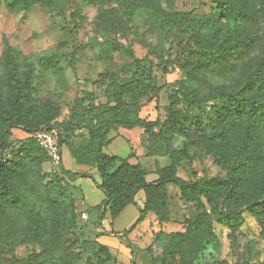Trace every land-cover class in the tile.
I'll use <instances>...</instances> for the list:
<instances>
[{
  "label": "trees",
  "instance_id": "16d2710c",
  "mask_svg": "<svg viewBox=\"0 0 264 264\" xmlns=\"http://www.w3.org/2000/svg\"><path fill=\"white\" fill-rule=\"evenodd\" d=\"M3 1L15 13L27 12L34 5L61 12L60 0ZM84 1L100 8L96 22L105 37L99 50L101 60L109 61L112 53L121 51L122 46L112 42L109 33L124 31L126 22L143 9L150 11L149 21L165 42L176 32L191 28L188 40L199 57L180 64L184 76L168 86L163 117L147 121L140 116L152 79L135 62L128 77L112 71L100 73L98 81L106 83L105 101L97 102L95 94L85 90L75 101L69 119L59 122L62 104L53 96L42 97L50 77L56 79L59 89L69 87L58 58L53 54L19 58L4 40L0 73V240H22L42 248L35 256L12 264H67L71 256L62 246L69 230L77 226L78 215L82 217L70 181L87 174L63 166L60 174L46 172L49 156L33 137L41 129L56 128L61 147L66 145L77 162L97 169L100 181L96 186L105 195L94 207L100 219L107 213L115 219L143 190L145 205L130 229L148 212H154L160 223L170 222L168 183L179 187L181 199L197 206L199 212L186 219L182 230L171 232L166 245L159 242L161 231L154 234V241L146 249L151 264H194L208 246L220 251L214 220L228 228L231 245L240 246L243 213L257 221L264 238V0H212L214 11L202 14L173 11L177 0ZM105 4L112 5L104 8ZM235 61L240 62V71L233 82L214 84L211 73L233 69ZM212 101L220 105L208 116L202 132L193 136L180 105L199 107ZM120 128L143 129V134H148L146 155L170 161L164 166L156 164L155 181H147L148 171L140 162H131L133 153L123 158L104 152L112 134ZM13 129L29 136L11 144ZM77 130L87 131L88 139L74 148L72 140ZM197 143L225 171L224 176L189 180L178 175ZM98 245L103 257L94 264H118L107 246ZM256 246V239H247V258L231 264H259L255 261ZM75 258H81V254ZM206 264L230 263L218 260Z\"/></svg>",
  "mask_w": 264,
  "mask_h": 264
},
{
  "label": "rangeland",
  "instance_id": "374dc122",
  "mask_svg": "<svg viewBox=\"0 0 264 264\" xmlns=\"http://www.w3.org/2000/svg\"><path fill=\"white\" fill-rule=\"evenodd\" d=\"M61 12L50 11L39 5H34L27 12L10 11L3 0H0V73H2V49L4 40H8L17 52L19 58L24 55L33 57L40 54H53L60 61L68 77L69 87L61 90L56 85V79L50 77L42 92V97L53 96L63 107L59 122L69 119L75 101L83 95L85 90L95 94L97 102H104V89L106 83L98 81L100 73L112 71L124 78L134 71V63L137 62L150 75L152 82L149 98L141 109L140 116L153 121L157 117H163L165 106L168 105V86L181 79L184 74L180 64L188 59H197L198 52L188 37L192 30L186 27L183 31L176 32L169 41L165 42L158 31L151 25L150 11L143 9L134 14L126 22L124 31L112 30L109 38L112 42L120 44L121 51L111 54V60L99 58L100 46L104 43L105 37L97 20L99 6H94L84 0H60ZM112 4H105L104 8ZM215 4L212 0H177L173 11H195L197 13H209L214 11ZM240 71V62L235 61L233 69L225 73H211V80L214 84L233 82ZM220 104L212 101L203 103L201 106L182 103L184 109V121L190 125L193 136L202 132L203 124L208 116L214 113ZM11 137V144L24 139L22 130L15 131ZM195 132V135H194ZM66 137V132L62 133ZM148 135V134H147ZM143 134V129H121V133L114 141L107 146L111 155H118L126 158L130 153L134 154L132 161L140 162L148 171V180L156 178V164L164 166L169 164L167 158H154L146 155L148 136ZM196 138V137H195ZM143 141V142H142ZM178 144L181 143L179 139ZM136 151V153L134 152ZM64 167L71 170L73 157L65 145L62 146ZM48 173L60 174L50 162L44 165ZM79 171L87 174L73 180L71 192L76 199L94 187L95 181H99L97 171L93 166L79 167ZM90 169H93L90 171ZM178 175L184 179L198 180L206 177L224 176L225 171L218 167L213 157L206 153L203 146L197 143L190 150L189 159L178 169ZM86 180V181H83ZM82 182L84 185L82 186ZM169 194V209L171 221L160 223L154 212L148 213L144 220L130 229L136 222L132 220L130 211H126L113 219L109 214L99 218L90 216L88 219L78 215V224L69 230L67 241L62 246L71 257L67 264H94L99 257V245L111 241L113 235H120L122 244L129 255L126 263L118 260V264H148L147 247L154 241L153 231H162L160 243L166 245L169 241V234L184 228L186 219H192L198 212L194 203L185 202L181 199L180 189L172 183L166 185ZM205 206L209 207L204 201ZM84 207V206H83ZM91 208L86 211L91 213ZM94 212V213H95ZM140 212V211H139ZM132 221V222H131ZM242 223L241 245L233 247L228 237L229 230L224 225L213 221V228L221 242L220 251L213 249L212 245L199 256L194 264H206L213 261L225 260L228 263H235L247 258L244 243L247 239L257 240V252L255 261L262 264L264 260V238L260 236V227L257 221L248 213H243L240 219ZM126 229V230H125ZM98 242V243H97ZM42 248L36 244H28L22 240L4 243L0 240V264H12L17 259H28L40 253ZM81 258L76 259V254Z\"/></svg>",
  "mask_w": 264,
  "mask_h": 264
},
{
  "label": "crops",
  "instance_id": "0c3cea01",
  "mask_svg": "<svg viewBox=\"0 0 264 264\" xmlns=\"http://www.w3.org/2000/svg\"><path fill=\"white\" fill-rule=\"evenodd\" d=\"M121 129L120 128L117 132H114L112 134V141L111 143L114 141V139L118 136V134L121 133ZM14 130V129H13ZM21 130V129H20ZM19 129L18 130H15V131H20ZM22 133H24V138L28 137L29 134L26 133L25 131L22 130ZM75 138L72 140V142H74V148H76L75 146H80L82 142L86 141L88 139V133L87 131L85 130H77L75 132ZM110 143V144H111ZM109 144V145H110ZM66 146V145H65ZM67 147V146H66ZM68 149V152L71 154L69 148L67 147ZM104 152L111 155L108 150H107V146L104 148ZM136 153V151H134ZM131 154V153H130ZM129 154V155H130ZM128 155V156H129ZM72 156V154H71ZM127 156V157H128ZM73 157V156H72ZM73 162L71 164V171L73 172H80L82 173V170L79 171V167H88V166H93V165H88V164H82V163H79L75 160V158L73 157ZM131 162H135V161H132ZM62 166L64 167V162L62 163ZM95 168V166H93ZM93 169H90V171H92ZM95 171H97V169L95 168ZM149 174V173H148ZM147 174V176H148ZM147 176H146V179H147ZM158 178V176L152 180H148V182H153L155 181L156 179ZM83 181H86L83 179ZM100 181V180H99ZM99 181H95V184H93L94 187L90 188V191H84V193H82L78 198L79 199H76V203H77V207H78V212L82 213V216L84 217V219H88L90 218V216H95L97 217V214L95 212L94 207L99 205L101 202H103V200L105 199V195L104 193L102 192V190H100L97 186H96V182H99ZM72 181H70V184L72 185ZM84 185V182H82V186ZM145 201H146V194L143 190H140L137 194H136V197H135V203L134 204H129L127 205L124 210L118 215L120 216L121 214L123 215V213H125L126 211H130L131 215H132V220H135V222L137 221V219L139 218L140 216V209L144 207L145 205ZM84 206V207H83ZM87 208H91L90 210L92 211L91 213H88L86 211ZM95 212V213H94ZM150 213V212H148ZM109 214V213H107ZM110 215V214H109ZM148 215V214H147ZM146 215V216H147ZM132 222V221H131ZM138 226V225H137ZM126 230V229H125ZM161 231V230H160ZM160 231H153V235L160 232ZM162 232V231H161ZM111 236L112 237V240L111 241H106L104 242V244H106L105 246H107L111 253L114 255V253L116 254V256L118 257V260L120 262H125V259L127 257V261L129 260L128 256V252H127V249H125L122 244V241H121V238H120V235L118 234H115L114 231H111ZM148 264H151L150 261H147ZM146 264V263H145Z\"/></svg>",
  "mask_w": 264,
  "mask_h": 264
},
{
  "label": "built area",
  "instance_id": "2783aa9c",
  "mask_svg": "<svg viewBox=\"0 0 264 264\" xmlns=\"http://www.w3.org/2000/svg\"><path fill=\"white\" fill-rule=\"evenodd\" d=\"M33 137L47 152L51 164L60 168L63 163V153L58 130L56 128L41 129L33 133Z\"/></svg>",
  "mask_w": 264,
  "mask_h": 264
}]
</instances>
